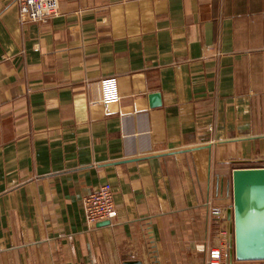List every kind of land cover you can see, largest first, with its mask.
<instances>
[{
  "label": "crops",
  "instance_id": "1",
  "mask_svg": "<svg viewBox=\"0 0 264 264\" xmlns=\"http://www.w3.org/2000/svg\"><path fill=\"white\" fill-rule=\"evenodd\" d=\"M59 4L23 22L0 0V264H209L220 244L264 264L212 215L264 167V0ZM105 183L117 217L92 226Z\"/></svg>",
  "mask_w": 264,
  "mask_h": 264
},
{
  "label": "water",
  "instance_id": "2",
  "mask_svg": "<svg viewBox=\"0 0 264 264\" xmlns=\"http://www.w3.org/2000/svg\"><path fill=\"white\" fill-rule=\"evenodd\" d=\"M232 190L233 207L228 211L233 233L231 258L264 261V167L235 169ZM125 264L141 262L127 261Z\"/></svg>",
  "mask_w": 264,
  "mask_h": 264
},
{
  "label": "built area",
  "instance_id": "3",
  "mask_svg": "<svg viewBox=\"0 0 264 264\" xmlns=\"http://www.w3.org/2000/svg\"><path fill=\"white\" fill-rule=\"evenodd\" d=\"M16 3L23 22H45L60 13L59 0H16ZM103 86L106 103L118 97L115 78L104 79ZM84 204L87 221L92 226L101 222H111L117 217L114 191L109 183L100 184L85 198ZM212 215L224 222L228 212L225 208L214 207ZM222 235H227L226 230L222 231ZM228 257V247L226 244H220L210 251L209 264H225Z\"/></svg>",
  "mask_w": 264,
  "mask_h": 264
}]
</instances>
